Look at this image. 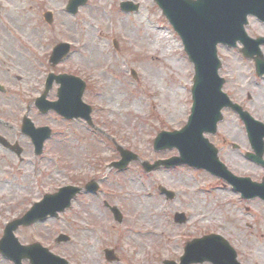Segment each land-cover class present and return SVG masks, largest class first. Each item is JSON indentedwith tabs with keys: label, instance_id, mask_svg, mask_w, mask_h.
Listing matches in <instances>:
<instances>
[{
	"label": "rangeland",
	"instance_id": "obj_1",
	"mask_svg": "<svg viewBox=\"0 0 264 264\" xmlns=\"http://www.w3.org/2000/svg\"><path fill=\"white\" fill-rule=\"evenodd\" d=\"M68 2L0 0V83L7 89L0 93V112L8 117L16 111L11 118L20 126V112L41 96L48 75L69 74L86 83L83 101L91 106L95 124L93 129L84 120L64 121L54 112L44 116L32 109L35 127L48 125L53 135L44 144L43 159L26 161L21 170L17 166L16 179L0 171L1 178L12 180L0 198V236L18 210L29 207L30 181L32 186L36 183L33 198L37 200L66 185L84 187L95 181L100 185L98 193L83 192L58 219L22 228L17 238L25 244L40 242L71 264H163L165 260L179 264L187 242L219 234L237 250L241 264H264L262 200H243L222 179L185 165L152 173L138 162L124 172L110 168L120 161L115 142L151 164L179 156L176 149L156 152L153 145L160 132L179 131L186 125L194 70L159 7L153 0H88L73 16L66 11ZM122 2L139 4L140 9L123 12ZM46 12L53 14L51 26L44 20ZM250 22L249 34H263L261 23L253 18ZM62 42L72 44L73 54L52 67V50ZM219 55L225 63L221 75L230 81L225 88H264V79L256 80L260 85L254 87V66L238 51L220 46ZM58 88L53 85L49 101L57 100ZM250 168L243 163L238 170L261 182L264 171ZM133 180L149 184L142 191L140 186L132 187ZM160 187L175 198L168 200ZM141 191L150 200L151 224L136 223L142 213L136 208ZM105 203L121 210L123 223L115 221ZM176 213L185 214L188 221L176 224ZM134 232L140 237L134 238ZM60 234L71 237V242L56 244ZM105 249L114 250L120 261L108 263ZM0 264L12 263L0 255Z\"/></svg>",
	"mask_w": 264,
	"mask_h": 264
},
{
	"label": "water",
	"instance_id": "obj_2",
	"mask_svg": "<svg viewBox=\"0 0 264 264\" xmlns=\"http://www.w3.org/2000/svg\"><path fill=\"white\" fill-rule=\"evenodd\" d=\"M88 0H71L67 10L69 13L77 14L80 7L85 6ZM162 9L164 16L178 33L185 46V51L190 60L196 66L195 85L193 89L195 103L192 115L187 125L180 131L172 133L163 132L158 135L154 143L157 152L177 148L180 157L169 160L157 161L151 165L148 162L142 163L144 169L150 173L161 166L173 168L179 165H187L196 169H204L217 175L233 187L241 191L246 198L260 196L264 199V183L254 184L249 179H238L231 175L220 162L217 151L209 144L204 137L205 133L214 132L213 127L221 120L220 110L226 99L221 93L223 80L218 76L220 61L217 55L218 44L236 46L237 41L243 44L250 43L252 51L245 52V56L255 58L258 73L264 75V57L260 52L259 45L264 39L252 40L246 32L245 26L250 15L256 16L264 22V0H154ZM122 9L126 12H136L139 5L123 3ZM49 24L53 23L51 13L45 15ZM70 45L61 44L54 49L50 62L53 66L61 63L69 54ZM135 76V73L133 72ZM60 85L58 90L59 100L54 103L46 101V96L52 88L53 83ZM215 88V89H212ZM86 84L79 78L69 75L50 74L47 79V90L41 99L37 100L39 109L46 113L55 110L66 119L84 118L91 124V108L82 101ZM214 104L207 102L215 101ZM237 109L236 106H233ZM242 115L241 109L238 110ZM249 118V117H248ZM212 125V126H211ZM255 127L249 129V137L257 152L256 161L264 165V125L252 123ZM249 126V123H248ZM251 126V125H250ZM213 128L212 130H209ZM254 130V131H253ZM25 133L29 134L37 144L38 152L41 151L42 143L50 137L47 129L34 130L27 123L24 126ZM44 133L40 138L39 134ZM122 161L114 164L116 168L124 170L131 161H138L139 158L123 150H120ZM98 186L92 182L85 188L86 192H96ZM161 193L169 199L174 194L161 188ZM80 188L66 187L54 195H48L21 220L8 226L3 240L0 242V253L13 261L21 264L24 259H29L31 264H69L66 260L51 254L47 249L39 245L20 247L13 237V232L20 226H30L36 222L45 221L49 217L57 218L59 213L64 212L71 206L72 201L81 193ZM115 218L122 220L117 208L112 209ZM186 221L184 214H177L175 222L182 224ZM66 236H60L58 243L67 242ZM108 261H117L113 251H106ZM211 262L213 264H239L237 254L230 247L227 241L220 236L211 235L202 239L194 240L187 244L185 256L181 258V264H202ZM164 264H176L166 261Z\"/></svg>",
	"mask_w": 264,
	"mask_h": 264
},
{
	"label": "flooded vegetation",
	"instance_id": "obj_3",
	"mask_svg": "<svg viewBox=\"0 0 264 264\" xmlns=\"http://www.w3.org/2000/svg\"><path fill=\"white\" fill-rule=\"evenodd\" d=\"M253 66L254 72L251 73V81L254 82V87H256L260 84L255 81L260 79L256 75L254 63ZM226 79L225 86L230 83L228 76H226ZM223 91L227 95L229 102L241 106L253 118L264 121V104H262L264 101V88H223ZM33 108L34 106L30 105L27 107L26 113L21 114L20 112L18 120L21 121L25 115L33 120L31 115ZM11 112L15 113L16 111L11 110ZM11 112L8 117L0 112V118L3 120L0 121V138L6 142L0 141V171L7 177L12 176L16 179L20 172L16 171L17 166H19L18 170H21L26 161L28 163L37 162L39 157L35 153L32 140L22 133V124L16 127L13 125L14 117L11 118L13 114ZM34 124L37 125L35 122ZM45 126L48 125H38L37 127ZM210 140L219 150V155L222 156L226 166L237 175H241L238 168L243 163L248 164L252 172H256L257 169L264 170L262 166L247 157V154L252 151L251 143L248 139L244 122L234 110L230 108L224 110L223 121L218 125L215 135L210 136ZM9 146H17V148L12 149ZM8 181L12 182V180L1 178L0 176V198L3 197L5 187L9 183ZM31 182L28 187L24 186V188H29V192L34 197L36 187L35 185L33 187Z\"/></svg>",
	"mask_w": 264,
	"mask_h": 264
},
{
	"label": "bare ground",
	"instance_id": "obj_4",
	"mask_svg": "<svg viewBox=\"0 0 264 264\" xmlns=\"http://www.w3.org/2000/svg\"><path fill=\"white\" fill-rule=\"evenodd\" d=\"M161 39H162V37H160V38L158 37L157 40L160 41ZM163 39L166 40L167 42H170L168 38H165V36H163ZM7 46H8V49L10 51H12V49H13L12 43L8 42ZM262 104H264V101L262 102ZM130 183H131V185H132V187L134 189H138L139 190V186H140L142 188V191H144L145 186L149 184V182L140 184L137 180H133ZM142 191H141V194H139L137 196V200H136L137 201L136 202L137 211H142L141 216L136 221V223H138V224H147V222H149L151 224V223H153V221H152V219H150V215H151V212H150L151 205L149 203L150 200L148 199V197H146L145 193H143ZM136 225L137 224H135V226ZM134 233H135V237L134 238L137 239L138 236L140 237L139 232H134Z\"/></svg>",
	"mask_w": 264,
	"mask_h": 264
}]
</instances>
